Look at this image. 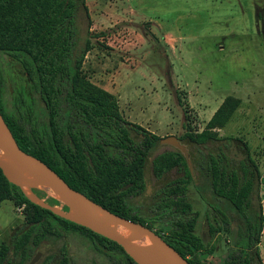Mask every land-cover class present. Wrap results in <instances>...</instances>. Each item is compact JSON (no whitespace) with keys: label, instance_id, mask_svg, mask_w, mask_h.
Returning a JSON list of instances; mask_svg holds the SVG:
<instances>
[{"label":"trees","instance_id":"16d2710c","mask_svg":"<svg viewBox=\"0 0 264 264\" xmlns=\"http://www.w3.org/2000/svg\"><path fill=\"white\" fill-rule=\"evenodd\" d=\"M85 1L0 0V51L18 60L33 82L47 110V137L40 133L22 93L16 98V111L8 112L1 72L0 113L20 149L47 164L70 187L109 211L153 229V222L132 212L126 198L145 190L146 161L161 137L124 119L116 97L83 76L82 61L90 40L85 39L80 53L73 51L75 12L82 8L88 16ZM240 103L236 96H225L202 130L193 132L184 123L185 132L178 139H186L194 147L191 163L203 178L205 190L226 200L239 221L235 247L218 264H264L258 253L263 229L258 167L245 141L218 135ZM236 152L241 154L239 158ZM151 168L156 178L172 169L182 172L151 196L149 212L161 233L153 230L190 264H211L208 258L214 245L194 233L197 212L187 200L193 174L184 155L178 149L161 152L152 158ZM198 190L228 225L226 213ZM8 199L24 205L27 222L13 237L16 263L7 258L8 247L4 246L0 264H26L47 237L67 232L85 235L97 251L108 256L115 252L119 264H137L116 242L31 203L0 170V203ZM47 202L58 204L51 197ZM220 229L209 225L210 234ZM57 264H70L65 248Z\"/></svg>","mask_w":264,"mask_h":264},{"label":"rangeland","instance_id":"374dc122","mask_svg":"<svg viewBox=\"0 0 264 264\" xmlns=\"http://www.w3.org/2000/svg\"><path fill=\"white\" fill-rule=\"evenodd\" d=\"M88 16L78 8L74 18V53H80L85 39L90 48L82 61V74L112 93L124 119L165 137H181L184 123L191 131L202 130L212 112L227 95L241 99L219 137H239L246 142L260 173L263 229L258 253L264 263V0H86ZM3 100L8 112L16 111L22 93L30 105L40 133L47 137L48 116L43 101L21 63L0 51ZM63 118L60 124H63ZM194 153L186 139L179 140ZM177 148L156 142L144 169L145 190L126 198L139 216L153 222L149 212L154 192L182 174L172 169L162 177L152 173V158ZM234 149V148H232ZM241 154L236 152V157ZM193 179L187 200L197 212L194 233L214 251L211 264L235 247L239 221L231 205L216 199L203 186V178L191 163ZM198 187V188H197ZM226 213L224 224L200 196L199 190ZM46 201L50 193L35 188ZM57 206L62 204L58 202ZM24 205L12 199L0 203V252L8 247L14 259V235L26 225ZM151 213V214H150ZM221 229L210 234L209 225ZM65 248L70 264H119L116 253L97 251L85 235L75 232L47 237L31 254L39 253L35 264H57ZM14 263V264H15Z\"/></svg>","mask_w":264,"mask_h":264},{"label":"water","instance_id":"95a60500","mask_svg":"<svg viewBox=\"0 0 264 264\" xmlns=\"http://www.w3.org/2000/svg\"><path fill=\"white\" fill-rule=\"evenodd\" d=\"M177 148L185 157L190 172L191 160L184 144L174 135L159 139ZM0 170L33 204L56 216L84 226L122 247L137 264H190L159 234L147 226L117 215L70 187L52 168L18 146L0 113ZM43 187L61 207L41 198L35 188ZM66 206V209H63ZM39 253L26 264H35Z\"/></svg>","mask_w":264,"mask_h":264},{"label":"crops","instance_id":"0c3cea01","mask_svg":"<svg viewBox=\"0 0 264 264\" xmlns=\"http://www.w3.org/2000/svg\"><path fill=\"white\" fill-rule=\"evenodd\" d=\"M240 105H241V103H240ZM240 105H239V106H240ZM214 111H215V110H214ZM235 111H236V110H235ZM235 111H234V112H235ZM212 114H213V112H212ZM207 121H208V120H207ZM220 129H221V128H220ZM220 129H218V131H220ZM218 134H219V132H218ZM258 247H259V244H258Z\"/></svg>","mask_w":264,"mask_h":264}]
</instances>
